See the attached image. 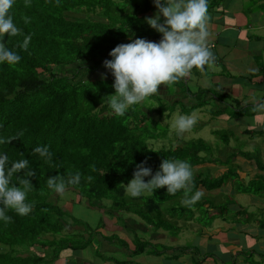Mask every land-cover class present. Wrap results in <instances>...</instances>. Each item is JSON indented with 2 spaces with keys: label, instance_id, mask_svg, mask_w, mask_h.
<instances>
[{
  "label": "trees",
  "instance_id": "obj_1",
  "mask_svg": "<svg viewBox=\"0 0 264 264\" xmlns=\"http://www.w3.org/2000/svg\"><path fill=\"white\" fill-rule=\"evenodd\" d=\"M155 8L153 0H59V4L57 0H30V7H25V0H16L10 14L23 35H6L4 40L21 60L12 66L0 64V140L15 137L20 132L23 135L9 144L0 143V155H8L9 165L22 158L28 159L36 176L29 178L33 188L26 199L34 205L32 211L19 216L8 210L6 214L12 217V222L6 224L0 220V264H53L64 249H77L76 244L65 239L58 244L55 239L44 238L48 234H60L63 228L61 195L47 187L50 177L60 175L67 181L70 173H82V186L88 187L92 195L95 191L106 200L101 206L104 210L101 215L108 224H113L110 223L112 219L117 223L120 219L125 225L127 218H132L125 214H131L150 231H156L170 228L161 215V201L174 195L161 188L137 198L125 197V186L133 178L136 165L147 160L146 166L154 175L163 159L187 161L192 169L210 163L201 154L211 153L212 148L208 149L200 140L189 141L185 146L187 143L184 145L185 140L179 137L177 143L182 145L154 150L151 140L159 136L149 131L143 112L133 113L130 107L124 116H116L105 98L114 95V89L91 88L90 80L96 82L90 79L91 75L77 79L81 73L98 70L105 60L112 59L109 53L117 45L137 38L159 42L161 34L146 23L147 13ZM116 15L121 17L116 19ZM26 17L28 23H25ZM29 34L32 38L25 51L18 45ZM160 111V117L167 116L165 107ZM59 125L64 126V130ZM139 130L146 134L137 133ZM44 145L53 153L51 162L32 153V149ZM222 145L228 144L224 141ZM229 173L210 179L208 174L197 171L192 190L199 185L206 191L223 187L231 176ZM89 176L91 180L87 179ZM150 178L145 177V182ZM11 182L23 187L15 175ZM77 186L69 185L68 189ZM260 186L256 188H262ZM263 190L254 192L259 194ZM84 193L77 194V204L87 197ZM129 198L130 204L138 203L134 209H130L129 204L123 205ZM99 205L100 200L91 203L95 209ZM196 207L199 206L194 204L188 210ZM100 222L105 221L101 218ZM141 237L133 239L132 236L133 254H159L158 250H149V243ZM31 248H36L38 253L50 250L52 256H39Z\"/></svg>",
  "mask_w": 264,
  "mask_h": 264
},
{
  "label": "crops",
  "instance_id": "obj_2",
  "mask_svg": "<svg viewBox=\"0 0 264 264\" xmlns=\"http://www.w3.org/2000/svg\"><path fill=\"white\" fill-rule=\"evenodd\" d=\"M212 3L216 5L208 13L211 17L208 22V43L215 44L212 51L215 62L206 65L205 71L195 76L197 81L205 86V102H199L194 95L193 89L197 84L195 80L192 84L188 81L184 89L178 82L160 85L158 94L147 99L155 97L156 101L166 103L165 107L179 105L195 110L203 108V104H211V113L219 115L226 114L221 112L224 109H232L236 113V110L251 107L254 111L247 119L254 130L243 131H246L244 135L252 140L257 135L261 149L251 152L230 145H217L218 148H212L211 153L201 154L207 157L210 163L194 166V169L198 168L197 171L204 172L215 165L220 166V161H230L235 168L226 170L222 165L217 171L220 173L214 175L218 177L230 172L231 176L223 187L203 190L205 195L207 192V197H201L195 204L202 209L212 210H206V220L196 219V223L184 218L185 236L177 232L168 238V231L165 229L150 231L144 223L129 218L123 227L129 230L131 237L123 241L126 244H120L123 229L114 220L105 235H110L111 239L114 237L116 242L112 245L104 244L101 251L114 254L116 264L122 261L128 264H264V190L259 194L254 192L257 185H261L260 190L264 189V109L257 107L258 103H264V0H221L219 4L213 1ZM156 12L155 8L147 18ZM102 73L107 77L104 80L101 79ZM91 77L89 78L96 81L114 80L111 73L101 70L94 72ZM228 101L230 103H227ZM229 126L236 125L231 122ZM250 142L245 143L250 146ZM223 157L225 160H222ZM248 180L253 185L245 187ZM247 190L249 192H244ZM247 194L259 196V206L256 209L260 212V217L247 219L237 216L231 221L226 213L230 210L237 215L248 212L249 207L242 205L246 200L242 203L232 200L220 206L215 200L218 196L236 198ZM182 207L190 209L186 205ZM132 236L133 239L142 236L141 240L149 241V250L154 248L152 251L158 250L159 254H133ZM82 250L75 252L74 264H92L81 262ZM92 250L95 254L98 253L95 247H92Z\"/></svg>",
  "mask_w": 264,
  "mask_h": 264
},
{
  "label": "clouds",
  "instance_id": "obj_3",
  "mask_svg": "<svg viewBox=\"0 0 264 264\" xmlns=\"http://www.w3.org/2000/svg\"><path fill=\"white\" fill-rule=\"evenodd\" d=\"M15 2L16 0H0V64L6 63L10 66L18 64L21 56L6 46L4 37L6 35L11 37L23 35L22 29L14 23L10 14ZM208 2L212 1L153 0L157 12L152 17L146 18V23L151 29L161 34L159 42L137 38L128 44L117 45L111 50L109 56L112 59L105 60L103 65L96 71L101 70L111 73L114 77V80L109 79V81H114L112 87L115 94L105 98L108 100L109 108L116 116H124L131 106L140 104L147 98L157 95L160 85H172L182 78L191 77L193 69L203 73L206 65L215 62V56L212 52L215 49V44L213 42L208 43V22L211 19L208 14ZM57 4H59V0H57ZM25 7H30V0H25ZM151 13L152 11L148 12L147 17ZM68 14L73 16L72 13ZM25 23H28L27 17ZM31 38V34L24 36L22 44L18 46L26 51ZM93 73L83 72L81 75H93ZM106 78V74L102 73L101 79ZM79 79L82 80L83 78L79 77ZM257 107L264 109V103L258 104ZM196 123L195 114L179 115L175 119L173 127L177 135L180 136L191 131ZM59 126L64 130V126ZM22 135L23 132H20L15 137L0 140V143L9 144ZM217 145L223 146L222 141H218ZM32 153L38 154L45 162H51L53 159V153L47 145L35 147L32 149ZM21 156L23 155L21 154ZM146 164L147 160L136 165L133 178L125 186L131 197L137 198L145 192L153 193L156 189L161 188H166L167 193L170 195H175L178 191L183 190L182 203L191 207L203 195L200 191L192 192L194 188V168L192 169L189 162L179 159H163L159 170L154 175L152 169L147 167ZM21 173L23 174L21 175ZM13 175L16 176L18 184L23 187L12 184ZM35 176L36 172L31 169L28 159L22 158L9 165L8 155H0V220L6 224L12 222V217L6 214L8 210L14 211L19 216H26L32 211L34 205L27 203L26 199L28 191L33 188L29 178ZM82 176L83 174L79 172L74 175L70 173L69 178L65 181L58 175L48 178L46 185L54 193L62 195L68 190L69 185H78ZM145 177L151 178L145 182ZM87 179L91 180L92 177L89 176ZM56 194H54V197L57 196ZM72 207L70 205V210H72ZM78 218V214L72 213V221L65 222L62 219L60 222L63 228L60 233L77 234L79 237L81 234L85 235V231L81 226L82 223L76 222ZM101 218L105 222L101 223ZM106 224L108 227L109 224L105 217L100 215L95 230H99L97 231L98 236H102L103 233L102 239L104 241L100 246H97L95 242L93 244V247L101 255L96 261L101 262V264H116L113 258L114 254H106L101 251L104 244L112 245L116 242L114 237L111 239L110 235H105L106 232H109L105 227ZM65 225L69 227H65ZM44 238L53 240L50 234L44 236ZM60 240L62 238L58 237V241ZM123 241L118 242L126 244ZM75 244L76 250L64 249L55 260V263L74 264L75 252L85 249L80 245L81 242ZM85 244L86 247H89L91 243L85 241ZM31 251L38 253L36 248H31ZM38 255L43 257V251L39 252ZM122 263L126 262L122 261Z\"/></svg>",
  "mask_w": 264,
  "mask_h": 264
},
{
  "label": "rangeland",
  "instance_id": "obj_4",
  "mask_svg": "<svg viewBox=\"0 0 264 264\" xmlns=\"http://www.w3.org/2000/svg\"><path fill=\"white\" fill-rule=\"evenodd\" d=\"M215 5L216 4H214V6ZM214 6H212L211 2H208V13L214 8ZM118 17H121V15L120 16L116 15V19H118ZM95 71L96 70H94L93 72ZM194 73H196V75ZM199 73L200 72L198 70L193 69L191 77L182 78L178 83L180 84V87L184 89L185 86L188 84V81H190L192 84L195 80L197 84L194 86V89H193L194 95L196 96L199 102H203V101L205 102V92H204L205 86L204 84L202 85L199 81H197V78L195 77ZM80 78H85V75H80ZM77 79H79V77ZM113 83L114 81L108 83V81H96L95 82L94 80H90L89 86L93 89L105 88V89L111 90V89H114L112 87ZM169 92L170 94L172 93L170 89H169ZM227 103H230V102L228 101ZM200 104H203V103H200ZM165 106H166V103H160V101H156L155 97H153V99L151 100L146 99L144 102L140 104L131 106V109H130L131 111L133 110V113L143 112L145 116L147 117L146 122H147V127L149 128V131L152 133H155L156 137L159 136V138L151 140L153 142L151 144V147L154 150H160V149L166 150L167 148L175 147L178 144L177 139L179 137L182 140H185L183 141L184 145L185 143H187L185 146L188 145L189 141L200 140L207 144L208 149H211L217 146L218 141H222V142L226 141L228 145L235 147V148H239L241 150H245V151L257 152L261 149L259 140H258L259 138L257 137V135L252 140L242 133V131L246 129L254 130V127H251V125L248 124V119H247V117H249L250 114H252L254 111V109H251V107H247V109L242 108L240 110H236V113L232 109H224L221 112H226V114L219 115V114L211 113L210 111L211 106H212L211 104H208V105L203 104L202 105L203 108L196 109V110L185 107V106L180 107L179 105L176 107H165ZM164 107L168 114L167 116L166 114H164L160 117V112H161L160 109ZM243 113H247V115L244 117ZM192 114H195L197 123L194 125L191 131L185 132L182 135L178 136L175 128L173 127V123L175 119L179 115H192ZM216 116H219V117H216ZM239 116H242V117H239ZM153 121L155 122L154 125H152ZM231 122L236 126L235 127L229 126ZM137 133H140L143 136L146 134L144 130H139ZM246 141H251L250 146H248L245 143ZM179 144L182 145L181 142H179ZM222 160H225V157H223ZM213 161L214 160H212V162ZM219 163H221L220 166L215 165L209 168L208 170H204V173L209 174L210 179H214L217 177L214 175H218L220 173L217 171L221 168L222 165H223L222 167H224L226 170L227 169L232 170L235 168V166H233L232 163H230V161H228L227 163H222L220 161ZM197 169H198L197 167L193 169V172L196 173ZM250 185L252 186L253 184H250V181L248 180L246 182L245 187L250 186ZM203 190H204L203 187H198L196 189V191H200L203 193L201 197H207V192L205 195ZM255 190L259 191L260 189H257L255 187L254 191ZM82 191L83 193L85 192L84 195L87 197L85 198L84 201H81L80 204H77L75 198L77 194ZM126 195L130 197V195L127 193V190L125 189V197H127ZM258 197H259L258 195L251 196L247 194L241 197L230 198V196L226 195L224 197L218 196L216 197L215 200L216 202H219L218 204L219 206L224 205L225 203H229L232 200L237 201L239 203H242L246 200V202H244L242 205L243 207H249V209L247 210L248 212L242 213L240 215L235 214L232 210L229 209V207H227V209L230 211H228L226 215L232 221L236 219L237 216L241 218L244 217L247 219L260 217L261 216L260 212L258 211V209H256L259 206ZM183 198H184V192L182 190V192L178 193V195L175 194L174 197L172 196L166 197L164 198L163 201H161V210H162L161 215H163L164 217L165 224H169L170 226L169 229L165 230V231H168V235H167L168 238H171L174 235V233H177V232L184 234V231H185L184 218H186L187 220L191 219V222L195 221L196 223L197 222L196 219L206 220V216H207L206 210L208 211L212 210L208 208L205 209L204 206H203L204 209H202L201 207H196V208L191 209L190 211L188 209L184 210V207H182V205H184L182 203ZM96 200H100V205L99 207H97V209L93 210L91 207V203H93ZM72 202H73V207H72V210H70V205ZM139 202L141 204L140 200ZM59 203L62 204L61 211H63V213L61 215L65 222L72 221V213L78 214L79 218L76 220V222L82 223L81 226L85 231V235L81 234V236L79 237L77 234H69V233L62 232L60 233L59 236L51 235L52 239H55L58 244H59L58 237H61L62 239H65L68 242H73V244L81 242L80 245L83 248H85L84 250H82V258H80L81 262L101 264V262L96 261L98 257L100 256V252L95 254L94 251L92 250V247H93L94 242L97 246H100V244H103V241H104V240H101L103 233H102V236H98L99 233H97V231L99 230L97 229L95 230V226H97L98 218L102 212L101 206L105 205L106 200L99 197V195L97 194V192L95 193V191L92 195L90 192H88V187L82 186V183L80 182L77 187H75L74 189L72 188L68 189L64 194H62L60 197ZM130 203L131 202L129 198L128 200H125L123 202V205L127 207V205L129 204L130 209H134L138 205L137 202H133L132 204ZM130 215L131 214H127V215L125 214V216L127 217L135 218L138 223H143L138 217L130 216ZM122 216L124 218V213ZM192 216L194 217L193 219H192ZM113 221L114 220L112 219L110 223H112ZM121 222L122 221L119 219L118 225L121 226L123 229L122 230L123 235L121 236V238L122 240H128V238L131 236L128 233V230L123 227ZM65 227H69V226L65 225ZM109 227H110V224L108 225L107 228ZM185 235L186 234H184L183 236ZM85 241H90L91 244L89 247H86L87 245L85 244ZM43 256L51 257L52 251L50 250L43 251ZM121 263L122 262L117 263V264H121ZM53 264H56L55 261L53 262Z\"/></svg>",
  "mask_w": 264,
  "mask_h": 264
}]
</instances>
